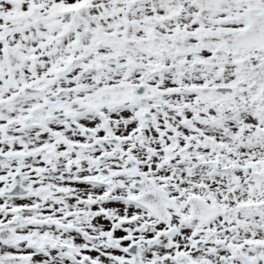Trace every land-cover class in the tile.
<instances>
[{"label":"snow or ice","instance_id":"6c2138e0","mask_svg":"<svg viewBox=\"0 0 264 264\" xmlns=\"http://www.w3.org/2000/svg\"><path fill=\"white\" fill-rule=\"evenodd\" d=\"M0 264H264V0H0Z\"/></svg>","mask_w":264,"mask_h":264}]
</instances>
